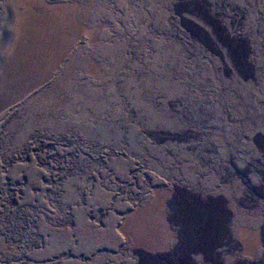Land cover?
<instances>
[{
  "label": "rangeland",
  "instance_id": "374dc122",
  "mask_svg": "<svg viewBox=\"0 0 264 264\" xmlns=\"http://www.w3.org/2000/svg\"><path fill=\"white\" fill-rule=\"evenodd\" d=\"M8 208L0 264H264V0H0Z\"/></svg>",
  "mask_w": 264,
  "mask_h": 264
},
{
  "label": "trees",
  "instance_id": "16d2710c",
  "mask_svg": "<svg viewBox=\"0 0 264 264\" xmlns=\"http://www.w3.org/2000/svg\"><path fill=\"white\" fill-rule=\"evenodd\" d=\"M178 132H180V134L185 135V133H184L185 131L182 132L181 130L180 131L179 130L168 131V133L166 134V136H168V142H171V141L174 142V141H177L178 139H182L183 136L178 135V139L172 140L176 136L175 133H178ZM7 210L9 211L8 214H1L0 213V223L3 224V226L5 228H8V227L10 228L14 223L25 221L26 220L25 216H26V218L29 217V215L25 211L21 212L20 210H18L16 212H13V210L10 211L9 208ZM22 213H26V215H23Z\"/></svg>",
  "mask_w": 264,
  "mask_h": 264
}]
</instances>
